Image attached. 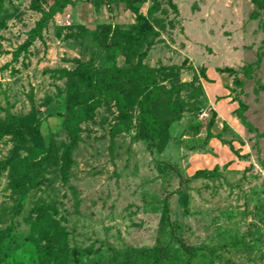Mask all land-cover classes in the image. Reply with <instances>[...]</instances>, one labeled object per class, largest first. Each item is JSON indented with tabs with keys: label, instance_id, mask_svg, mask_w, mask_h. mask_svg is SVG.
<instances>
[{
	"label": "rangeland",
	"instance_id": "374dc122",
	"mask_svg": "<svg viewBox=\"0 0 264 264\" xmlns=\"http://www.w3.org/2000/svg\"><path fill=\"white\" fill-rule=\"evenodd\" d=\"M114 4L125 33L105 49L93 37L111 21L101 2L0 0V128L39 122L49 132L43 170L25 191L12 167L37 140L0 139V264H24L12 254L26 242L54 248L45 264H153L159 245L167 251L158 264H264V4ZM139 60L157 69L164 92L188 84L176 93L186 106L169 135H137L145 86L126 96L128 131L112 134L119 114L105 98L72 143L57 114L81 80L72 74L79 63L131 69ZM156 111L170 116L164 96Z\"/></svg>",
	"mask_w": 264,
	"mask_h": 264
},
{
	"label": "trees",
	"instance_id": "16d2710c",
	"mask_svg": "<svg viewBox=\"0 0 264 264\" xmlns=\"http://www.w3.org/2000/svg\"><path fill=\"white\" fill-rule=\"evenodd\" d=\"M90 1V0H89ZM264 4V0H253ZM73 0H58V5L62 8ZM101 2L105 5L110 22L100 23L93 33L95 41L105 49H111L118 44L114 39V34H122L118 25L114 22L115 4L114 0H93V3ZM55 11L45 13L37 24V31L44 27ZM112 32L113 34H111ZM72 74L80 77V82L71 88L65 105V111L57 114L61 118V123L66 130L72 143L81 139L82 124L92 120L96 110L103 104L105 98L114 101L118 110V121L112 129V134L126 132L133 124V116L130 112L126 96L130 95L135 89L149 87L147 95L139 100V124L137 135L139 138L154 142L169 135L176 121H179L186 106L185 101L175 99L176 93L187 87L183 83L170 88L164 92L163 87L157 81V69L147 66L142 60L131 69H119L115 66L100 67L93 66L92 62H81ZM166 98V108L170 112L167 118H160L156 111V104L159 99ZM25 132L36 138V143L32 147L30 154L24 158L17 159L12 167V179L15 188L25 191L31 186L41 174L47 151L49 132L42 128L38 122L35 124H22L19 126H4L0 128V139L7 134L22 136ZM65 165L63 172L66 174L69 163L71 162L70 153L64 156ZM207 170L200 169L196 175L207 174ZM166 206L165 220L173 230L177 224L171 220ZM181 247L194 256L196 247L180 240ZM157 255L153 264H158L166 256L167 246H157ZM54 248L41 247L34 242H26L17 248L12 257L15 261H22L24 264H45L54 252Z\"/></svg>",
	"mask_w": 264,
	"mask_h": 264
},
{
	"label": "crops",
	"instance_id": "0c3cea01",
	"mask_svg": "<svg viewBox=\"0 0 264 264\" xmlns=\"http://www.w3.org/2000/svg\"><path fill=\"white\" fill-rule=\"evenodd\" d=\"M73 1H78V0H73ZM82 1H87V0H82ZM149 88V87H148Z\"/></svg>",
	"mask_w": 264,
	"mask_h": 264
},
{
	"label": "built area",
	"instance_id": "2783aa9c",
	"mask_svg": "<svg viewBox=\"0 0 264 264\" xmlns=\"http://www.w3.org/2000/svg\"><path fill=\"white\" fill-rule=\"evenodd\" d=\"M70 23V22H69Z\"/></svg>",
	"mask_w": 264,
	"mask_h": 264
}]
</instances>
